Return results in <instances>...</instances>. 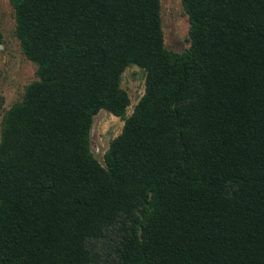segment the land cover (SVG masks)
I'll return each mask as SVG.
<instances>
[{"label":"trees","instance_id":"trees-1","mask_svg":"<svg viewBox=\"0 0 264 264\" xmlns=\"http://www.w3.org/2000/svg\"><path fill=\"white\" fill-rule=\"evenodd\" d=\"M180 1L182 53L160 0H10L37 79L1 122L0 264H264V0Z\"/></svg>","mask_w":264,"mask_h":264},{"label":"rangeland","instance_id":"rangeland-1","mask_svg":"<svg viewBox=\"0 0 264 264\" xmlns=\"http://www.w3.org/2000/svg\"><path fill=\"white\" fill-rule=\"evenodd\" d=\"M161 23L164 46L167 50L182 53L189 47L188 20L180 0H160ZM15 19L10 0H0V134L5 112L20 101L25 87L35 81L36 66L22 54L14 35ZM145 73L137 66H129L121 76V88L129 98L130 106L126 117L132 114L134 106L144 94ZM124 120L101 110L92 121L90 129V151L103 165V156L109 143L121 134Z\"/></svg>","mask_w":264,"mask_h":264}]
</instances>
